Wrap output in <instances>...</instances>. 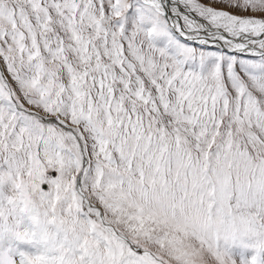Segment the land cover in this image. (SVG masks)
<instances>
[{
  "label": "snow or ice",
  "instance_id": "6c2138e0",
  "mask_svg": "<svg viewBox=\"0 0 264 264\" xmlns=\"http://www.w3.org/2000/svg\"><path fill=\"white\" fill-rule=\"evenodd\" d=\"M0 264H264V0H0Z\"/></svg>",
  "mask_w": 264,
  "mask_h": 264
},
{
  "label": "rangeland",
  "instance_id": "374dc122",
  "mask_svg": "<svg viewBox=\"0 0 264 264\" xmlns=\"http://www.w3.org/2000/svg\"><path fill=\"white\" fill-rule=\"evenodd\" d=\"M205 2H207V0H205Z\"/></svg>",
  "mask_w": 264,
  "mask_h": 264
}]
</instances>
